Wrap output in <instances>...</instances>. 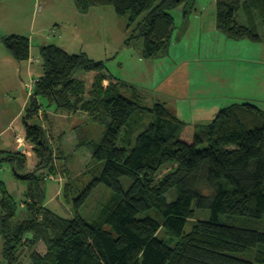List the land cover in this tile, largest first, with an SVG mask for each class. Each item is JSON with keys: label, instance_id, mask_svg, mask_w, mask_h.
<instances>
[{"label": "trees", "instance_id": "16d2710c", "mask_svg": "<svg viewBox=\"0 0 264 264\" xmlns=\"http://www.w3.org/2000/svg\"><path fill=\"white\" fill-rule=\"evenodd\" d=\"M193 2L75 0L83 12L112 7L119 16L129 17L131 39H143L145 59L167 55L175 30L171 11ZM217 6V27L226 37L263 40L259 22L264 25V0H217ZM241 14L247 24L239 22ZM2 43L15 60L31 59L29 37L13 34ZM40 54L43 74L35 80L24 118L26 142L38 165L32 173H16L28 185V219L13 223L18 204L0 180L6 264H24L28 253L31 264H264V231L220 222L221 215L264 218L262 108L233 104L221 109L211 124L191 127L166 104L142 106L140 87L114 76L104 61L54 44L42 47ZM51 110L84 113L106 130L99 143H81L91 150L95 164L89 189L103 184L112 191L91 221L80 214L84 196L74 200L70 219L44 204L41 182L67 172L54 157L55 136L33 123L37 118L47 121ZM149 114L152 121L144 127ZM6 154L1 159L25 171L28 155ZM124 178L131 180L128 189ZM71 186H65L69 202ZM207 211L210 219H197ZM249 250L255 252L254 260L240 255Z\"/></svg>", "mask_w": 264, "mask_h": 264}, {"label": "rangeland", "instance_id": "374dc122", "mask_svg": "<svg viewBox=\"0 0 264 264\" xmlns=\"http://www.w3.org/2000/svg\"><path fill=\"white\" fill-rule=\"evenodd\" d=\"M38 7H41L40 11ZM171 13L175 18V30L167 55L145 59L143 39L139 35L131 39L134 28H129V17L119 16L112 7H93L83 12L75 0L0 1V159L8 156L7 152L19 151V136L25 140L27 152L31 151L29 154L23 152L28 155L25 171L1 159L0 180L18 204L13 223L29 218L24 207L28 185L17 174L32 173L38 165L31 145L26 143L24 118L35 79L43 74L42 45L68 44L66 48L75 54L87 53L95 61L106 62L114 76L140 87L144 96L142 106L154 108L158 103L166 104L191 127L211 124L221 109L233 104L256 102L252 98L258 97V91L264 86V25L259 22L262 41H237L226 37L217 27V0H195ZM239 22L247 24L242 14ZM13 34L25 35L32 40V54L36 58L31 66L33 77L26 71L27 63L32 62L15 60L2 43L4 37ZM16 73L21 77L15 78ZM62 119L60 123L59 118H50V122L60 125L54 123L56 128L42 118L33 121L50 128L48 130L55 136L51 146L55 151L58 149L54 157L61 171L67 170L66 175L61 172L60 179L46 176L41 182L45 189L44 204L57 215L70 219L75 215L74 200L81 201L84 196L80 214L91 221L106 205L112 191L103 184L89 189L95 164L91 150L81 143H99L106 130L96 122H88V117L83 114L74 116L70 122ZM151 121L149 114L144 127ZM68 182L73 185L71 202L65 194ZM123 185L128 189L131 180L124 178ZM1 198L0 194V201ZM210 217L209 211L197 215V219ZM1 218L0 203V223ZM220 222L264 231V218L234 219L221 215ZM192 226L190 222L186 231L189 232ZM160 235L164 237L166 233L162 231ZM3 249L0 226V262L6 264ZM240 255L247 260L255 258L253 250ZM24 262L31 264L29 253Z\"/></svg>", "mask_w": 264, "mask_h": 264}, {"label": "crops", "instance_id": "0c3cea01", "mask_svg": "<svg viewBox=\"0 0 264 264\" xmlns=\"http://www.w3.org/2000/svg\"><path fill=\"white\" fill-rule=\"evenodd\" d=\"M38 10V9H37ZM18 35H21V34H18ZM23 36H25V35H23ZM28 37V36H27ZM30 38V37H29ZM30 40H31V38H30ZM50 45H53V44H50ZM54 45H58V44H54ZM44 46H48V45H42L41 46V48L42 47H44ZM59 46V45H58ZM60 47H63V48H65L68 52H70V53H73L74 54V52H71L72 50H69L68 48H66V47H68V44H63L62 46H60ZM32 40H31V59L29 60V62H32V63H27L28 65H27V75L29 74V76L30 77H33V72H32V65H33V63L34 62H36L35 60H36V58L33 56V54H32ZM40 48V49H41ZM41 51V50H40ZM13 58V57H12ZM26 63V62H25ZM42 75H40V76H38V77H36V79H38V78H40ZM17 77H21L19 74H15V78H17ZM35 79V80H36ZM35 84V83H34ZM107 84V83H106ZM259 92V96L258 97H254V98H252V100H254V101H256V102H258V104L256 103V102H253L252 100V102H253V104L255 103V105H257V106H259L260 108H262L263 110H264V86H263V90L262 91H258ZM31 97V96H30ZM30 100V99H29ZM29 100H28V103H29ZM245 102H249L250 103V101H245ZM28 103L26 104V110H27V106H28ZM173 112V111H172ZM81 114V113H80ZM83 114V116H87L86 114H84V113H82ZM79 115V114H78ZM77 116V115H76ZM43 117H44V115H43ZM51 117H57V118H59L60 119V123H61V119L63 118V119H66V120H69V122L71 121V119L74 117V115H69V114H67V113H63V112H54L53 110H51V111H49V119L47 120V121H49L50 122V118ZM62 119V120H63ZM65 120V121H66ZM46 121V120H45ZM65 121H62V122H65ZM88 122H90L89 121V119H88ZM51 123V125L53 126V128H56V127H54L55 126V124H57V122H50ZM55 123V124H54ZM57 126L59 127L60 125L59 124H57ZM47 130L48 129H50L49 127H47L46 128ZM49 131V130H48ZM60 137H61V135H60ZM25 141V140H24ZM27 143V142H26ZM23 145V143L22 144H18V146H19V149H20V147ZM24 146H25V149H24V151L23 152H25L26 151V153L27 154H29V153H31V151H29V152H27V150H26V148H28L27 147V145L25 144V142H24ZM18 149V150H19ZM32 149V146H30V150ZM23 152H21V153H23ZM17 153H20L19 151L17 152ZM25 153V154H26ZM61 177H59V179H60Z\"/></svg>", "mask_w": 264, "mask_h": 264}, {"label": "built area", "instance_id": "2783aa9c", "mask_svg": "<svg viewBox=\"0 0 264 264\" xmlns=\"http://www.w3.org/2000/svg\"><path fill=\"white\" fill-rule=\"evenodd\" d=\"M38 10L40 11V10H41V7H38ZM18 142H19L20 144L23 143V145H24V139H23L21 136L18 137ZM50 178L53 179V180H56V179H57V177H55V176H50ZM58 178H59V177H58Z\"/></svg>", "mask_w": 264, "mask_h": 264}, {"label": "water", "instance_id": "95a60500", "mask_svg": "<svg viewBox=\"0 0 264 264\" xmlns=\"http://www.w3.org/2000/svg\"><path fill=\"white\" fill-rule=\"evenodd\" d=\"M24 149H25V146L24 145H22L21 147H20V149H19V152L21 153V152H23L24 151ZM29 239L30 240H32L33 239V234H30V236H29Z\"/></svg>", "mask_w": 264, "mask_h": 264}]
</instances>
